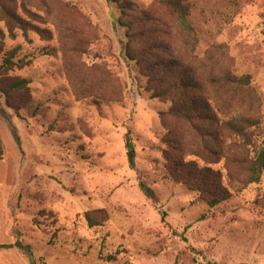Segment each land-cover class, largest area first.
Masks as SVG:
<instances>
[{
  "label": "rangeland",
  "instance_id": "1",
  "mask_svg": "<svg viewBox=\"0 0 264 264\" xmlns=\"http://www.w3.org/2000/svg\"><path fill=\"white\" fill-rule=\"evenodd\" d=\"M0 1L25 28L10 40L0 21V65L12 50L27 63L1 86L30 81L17 112L0 94V244L32 252L11 249L17 264H264V174L246 183L264 143V0H182L194 49L156 0Z\"/></svg>",
  "mask_w": 264,
  "mask_h": 264
},
{
  "label": "trees",
  "instance_id": "2",
  "mask_svg": "<svg viewBox=\"0 0 264 264\" xmlns=\"http://www.w3.org/2000/svg\"><path fill=\"white\" fill-rule=\"evenodd\" d=\"M156 1L167 6V8L170 10L171 16L173 17V19L177 24L178 29L184 35L186 47L189 49V43H190V45L192 44V48L194 49L197 44V39L195 36V31L189 22L188 7L184 4L182 0H156ZM121 10H123V8H121ZM0 21L4 22L7 36L10 40L15 39L16 30H21L23 31V34H25L24 32L25 28L21 26L20 19L16 16L14 12L2 6L1 1H0ZM119 23L122 26L121 22ZM0 36L4 37V35L1 32H0ZM153 47L158 48L160 46L157 45ZM126 55L128 56V58L133 57L130 53V42H127L126 44ZM15 57H16V50H12L4 54V57L0 65V73L7 74L13 69H21L24 66H26L27 63L25 64L20 60L14 61ZM137 63L138 65H140L139 61H137ZM183 74L184 77L183 76L175 77L174 85L177 86L179 90H184V89L189 90V80L185 79V75H189V71L183 70ZM172 78L174 79V76ZM29 84L30 81L27 79L15 78L9 82L7 88H3L0 82V94L4 97L5 104L8 108L12 109L15 112L18 111V108L16 106V101L11 100V94L21 93L22 95L24 94L27 95L29 93ZM154 97L156 98L158 97V95L154 94ZM175 116L183 118L189 122V116H187L184 112H181L179 114L175 113ZM224 126L229 128L234 135L241 137L243 143L247 144L251 142V141H247L248 140L247 133L244 131V128L242 126H238V122L236 120L231 119L226 123H224ZM0 158H1V148H0ZM129 162H130V166L133 167V161L130 160ZM263 174H264V143L259 146H255L250 165L247 168L246 183L248 185L258 184ZM138 187L140 192L143 194V196L146 199L150 200L154 204L157 202V197L155 196L153 190L150 189L144 182H139ZM216 203H217L216 201H213L211 203V206H214ZM85 218L89 227H94L96 225L94 220L89 214H86ZM13 248L19 250L22 254H25L27 257L32 258L31 248L27 245H23L20 242H15L14 244H10V245L0 244V250H8ZM108 259H112V256H109Z\"/></svg>",
  "mask_w": 264,
  "mask_h": 264
},
{
  "label": "crops",
  "instance_id": "3",
  "mask_svg": "<svg viewBox=\"0 0 264 264\" xmlns=\"http://www.w3.org/2000/svg\"><path fill=\"white\" fill-rule=\"evenodd\" d=\"M11 253V249L0 250V264H17L16 255H12Z\"/></svg>",
  "mask_w": 264,
  "mask_h": 264
},
{
  "label": "water",
  "instance_id": "4",
  "mask_svg": "<svg viewBox=\"0 0 264 264\" xmlns=\"http://www.w3.org/2000/svg\"><path fill=\"white\" fill-rule=\"evenodd\" d=\"M104 1H105V3H106L108 6H110V4L112 3L111 0H104Z\"/></svg>",
  "mask_w": 264,
  "mask_h": 264
}]
</instances>
